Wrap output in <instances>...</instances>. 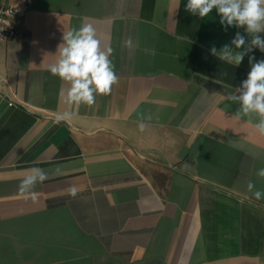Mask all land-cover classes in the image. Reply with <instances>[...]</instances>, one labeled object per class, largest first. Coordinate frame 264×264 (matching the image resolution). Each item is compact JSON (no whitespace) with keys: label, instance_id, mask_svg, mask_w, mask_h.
Listing matches in <instances>:
<instances>
[{"label":"crops","instance_id":"crops-1","mask_svg":"<svg viewBox=\"0 0 264 264\" xmlns=\"http://www.w3.org/2000/svg\"><path fill=\"white\" fill-rule=\"evenodd\" d=\"M0 4L26 11L0 41V264H264V198L247 189L264 190V136L226 100L264 53L235 67L210 51L243 28L187 0ZM89 23L119 83L73 106L48 65ZM33 167L49 173L35 200L18 194Z\"/></svg>","mask_w":264,"mask_h":264},{"label":"clouds","instance_id":"clouds-1","mask_svg":"<svg viewBox=\"0 0 264 264\" xmlns=\"http://www.w3.org/2000/svg\"><path fill=\"white\" fill-rule=\"evenodd\" d=\"M185 10L201 19L215 10L225 30L228 27L244 29L246 35L237 32L230 45L226 44L219 50L214 46L211 48V54L220 61L238 67L244 56L254 48L264 53V0H187ZM124 46H133L130 37L124 41ZM112 53L110 46L101 45L97 31L90 23L63 32L56 59L48 65V71L67 85L64 91L67 104L92 106L98 95L111 94L113 86L119 83L111 59ZM249 64L251 68L247 78L227 95L226 100L239 103L237 116L256 117L257 122L253 126L264 136V60L257 61L254 56H249ZM72 115V112L67 111L60 119L67 120ZM143 119L139 124L141 131L146 127ZM61 171L60 167L55 169L56 174ZM256 175L264 179V168H260ZM48 178L49 173L44 169L30 168L18 185V194L25 199L35 200L37 185ZM247 189L257 200L264 198V190L257 189L255 183L250 181ZM69 194L76 196L77 189L72 187Z\"/></svg>","mask_w":264,"mask_h":264},{"label":"built area","instance_id":"built-area-1","mask_svg":"<svg viewBox=\"0 0 264 264\" xmlns=\"http://www.w3.org/2000/svg\"><path fill=\"white\" fill-rule=\"evenodd\" d=\"M25 12L19 6L0 4V41H9L17 35Z\"/></svg>","mask_w":264,"mask_h":264}]
</instances>
